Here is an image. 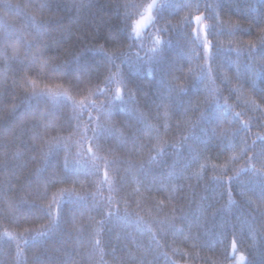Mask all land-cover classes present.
Segmentation results:
<instances>
[{
	"label": "trees",
	"instance_id": "1",
	"mask_svg": "<svg viewBox=\"0 0 264 264\" xmlns=\"http://www.w3.org/2000/svg\"><path fill=\"white\" fill-rule=\"evenodd\" d=\"M258 135L264 0H0V264H264Z\"/></svg>",
	"mask_w": 264,
	"mask_h": 264
},
{
	"label": "snow or ice",
	"instance_id": "2",
	"mask_svg": "<svg viewBox=\"0 0 264 264\" xmlns=\"http://www.w3.org/2000/svg\"><path fill=\"white\" fill-rule=\"evenodd\" d=\"M193 6L198 7L197 5H185L184 7H193ZM154 7H158V6L155 5V4L147 5V9H146V11L148 13L147 17H142L140 20H138L136 22V25H135L134 28L132 27L131 24L128 23V19L129 18L126 17L125 23L128 26V28L130 29V31L136 32V34L139 35V31L138 30L141 27V25L145 24L146 21H151V19H152L151 12H152V9ZM194 19H195V22H196L197 25H201L202 21L204 20V17L201 16V15H196L194 17ZM210 31H211V29L209 28L208 25H203V33H202L203 40H202V42H203L204 51H205V53H207L209 55V57H211L212 47H213L212 41L208 39V35H209ZM34 39H38L41 42V44H42L43 37H42V33H40L39 29H37V36L34 37ZM196 39H200V35L199 34H197ZM156 43L157 44H161L162 43V41L160 40L159 37H157ZM43 46L47 47L48 45H43ZM103 50H104L103 49V45H100L99 49H89V50H86V51L103 52ZM153 51L155 52L156 50L154 49ZM80 55L83 56L84 53H81ZM163 55H164V52H163V49L161 48L159 50V52L157 53V56L155 57L158 60V62H163ZM108 59L110 60L111 57H108ZM52 71L55 72L56 70L52 69ZM209 72H210V69H209ZM40 95H43V93H41ZM55 95H58V94H53V97H55ZM63 95H65L67 97V93H63ZM105 95L107 96V93H105ZM67 98L71 99V97H67ZM130 98H132V97H130ZM115 100H121V101L123 100L122 90L120 88H117L115 95H113V97H112V101H115ZM207 102L208 101H205V103H207ZM80 103H81V105H83V101H81ZM110 103H111V101H110ZM225 103H226V101H225ZM136 112H137V110L134 108V109L131 110L129 115L132 116V115L136 114ZM107 116L109 118H111V116H112L111 111H109L107 113ZM235 116H236V118L239 119L241 117V113L237 112V113H235ZM94 119L95 118H93L91 115H89V127L85 129V132L91 131L93 133V138L90 141V145L94 144L98 151H106V149L104 148V145L102 143H100V141L103 139V136H104L102 130L104 129L105 125L97 122L96 123V127L92 128L91 127V123L94 121ZM199 119H200V121H206V120L209 119V117L207 115H205V113L201 112V115H200ZM136 123L137 124H143L145 126V128L148 127L147 120H146V118H145L143 113H139L138 115H136ZM196 126H197V124L193 123V127H196ZM144 130H145L144 128L139 129L140 132H143ZM244 130L245 131L250 130V126L247 124V122H245V124H244ZM111 138H112L113 141H115L117 139L116 134L113 133ZM257 138L260 139L262 142H264V137H261V136L258 135ZM85 139H87L86 136H85ZM138 139H139V137L133 138V140H132L133 145H135V143H136V141ZM191 139H192V136H184V137H182V141H184V142H188ZM180 146H183V145H175L174 147H180ZM187 146L189 148H191V144L190 143ZM86 150L91 153L92 152V147L89 146ZM107 151H109L110 154H114V152H115V150H113V149H107ZM242 151H243L244 155H247V152L254 151V149L249 147V148L242 149ZM158 152H163V148L159 145V143H158ZM94 158H95V153H93V159ZM152 159L154 160L155 158L153 157ZM233 159H235V157H233ZM252 159H253L252 157L248 158V163H249V169L248 170L256 172V174L260 177V179L262 181H264V150H262L261 153H259V155L257 156V160H258V162L260 164V168L259 169H257L255 167V165L252 164ZM68 163H69V161H68V159L66 157L65 158V166L66 167L68 166ZM149 163H151V160L149 161ZM119 171H120L119 169H116V175L117 176H119ZM244 171H246V170L243 169V168L240 169V172H244ZM237 176H239V172H237ZM104 178H105V181L108 180L107 171L104 172ZM231 180H232V177H229V182L230 183H231ZM241 194L243 195L244 193H241ZM229 196L231 197V193H229ZM53 199L55 200V198H53ZM260 200H261V203H264V194L261 195ZM229 203L230 204L233 203V201H231V198L229 200ZM250 203H251V201H250ZM59 212H60V210H59V208H57V217L59 216ZM108 215L111 216V212H109ZM57 226H58V224H57L56 220H53L52 227L47 229L45 232H37L36 236L34 237V239H39L40 237H44V236L48 235L50 232L55 231ZM231 247L235 250V248H236V242L235 241L232 242ZM240 259L244 260L245 258L241 255ZM34 264H42V262L40 261L39 257L35 258Z\"/></svg>",
	"mask_w": 264,
	"mask_h": 264
}]
</instances>
